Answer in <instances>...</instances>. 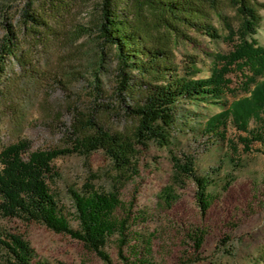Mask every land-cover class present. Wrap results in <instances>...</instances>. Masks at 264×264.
Instances as JSON below:
<instances>
[{"label": "rangeland", "instance_id": "obj_1", "mask_svg": "<svg viewBox=\"0 0 264 264\" xmlns=\"http://www.w3.org/2000/svg\"><path fill=\"white\" fill-rule=\"evenodd\" d=\"M249 2L260 14L256 39L264 47V0ZM99 4L100 0H0V49L7 25L17 47L14 56L0 55L5 57L0 74V152L21 141L29 143V153L72 150L75 130L90 119L107 131L132 137L138 121L128 108L141 105L150 87L135 71L132 90L118 95L115 50L102 44L94 27ZM123 7L121 3L120 10ZM29 9L38 23H23L22 13ZM206 16L218 39L182 24L166 29L157 16L146 15L152 42L170 46L180 71L194 58L198 79L210 76L216 54L233 50L224 38L242 21L230 0H219L218 9L207 10ZM230 78L235 95L226 93L219 101L199 105L179 101L168 146L151 142L140 150L135 159L138 174L119 185L123 208L118 215L127 218L128 225L124 245L116 235L105 248L111 264H264V142L252 143L245 152L239 137L248 134L231 121L219 132H205L211 117L249 96L240 87L239 73ZM257 128L252 121L249 130ZM262 131L264 136V121ZM184 155L194 158L199 176L211 178L210 207L204 213L191 183L174 188L178 200L172 206L161 201L172 184L171 158ZM52 165L60 177L51 188L76 230L71 192H81L90 175L96 176L93 184L99 191H112L117 173L102 150L88 156L69 153ZM229 178L232 183L226 188ZM0 229L29 243L32 264H106L82 242L38 223L0 217ZM200 231L204 241L198 250L195 235ZM148 239L150 255L144 247ZM0 264H10L1 245Z\"/></svg>", "mask_w": 264, "mask_h": 264}, {"label": "trees", "instance_id": "obj_2", "mask_svg": "<svg viewBox=\"0 0 264 264\" xmlns=\"http://www.w3.org/2000/svg\"><path fill=\"white\" fill-rule=\"evenodd\" d=\"M121 3L125 6L122 10ZM230 3L242 19L240 27L224 38L233 44V50L227 54H216L210 76L198 79L199 70L194 58H190L180 71L179 66L174 64L170 46L152 42L146 15L152 13L157 16L166 29L182 24L204 31L211 39H218V33L205 22L204 17L206 19L207 10L218 9L219 0H100L94 27L102 44L115 50L118 95L122 97L132 90L131 74L135 71L150 87V94L141 105L128 108L138 121L135 132L127 138L105 130L90 119L83 125L78 123L81 129L77 128L74 132L72 150L29 153L27 141L5 147L0 152V217L38 223L58 234L69 235L82 242L106 264H111L105 248L109 239L116 235L120 245H124L128 225L127 218L122 219L118 215L123 208L119 185L138 174L135 159L141 149H146L151 142L162 148L168 146L170 130L177 120L176 105L179 101L199 105L202 101H219L226 93L235 95L237 91L232 87L230 75L239 73L242 78L240 87L249 96L234 101L227 109L211 117L205 125V132H219L221 127L225 129L227 121H231L239 132L248 134L239 137L245 152L250 150L252 143H263L264 47L256 39L261 17L249 0H230ZM22 15L23 23H38L30 9L24 10ZM15 39L12 27L7 25L0 55L14 56L17 48ZM4 60L2 56L0 74L4 72ZM253 85L255 87L251 89ZM252 121L258 124L257 130H249ZM230 144L234 152V143ZM99 150L111 161L117 178L112 191H99L93 184L96 176L90 175L81 192H71L74 200L71 217L78 223V228L74 230L51 188L60 177L52 163L69 153L88 156ZM171 161L172 184L162 192L161 201L166 206H172L178 200L174 188L183 189L191 183L195 186L198 207L206 212L210 207L208 189L211 178L197 174L192 156H172ZM231 183L232 178H229L226 188ZM197 233L195 243L199 250L204 237L201 231ZM0 245L5 249L10 264H32L34 251L22 237L8 235L0 229ZM144 245L146 254L150 255V240ZM121 257L124 259L123 255Z\"/></svg>", "mask_w": 264, "mask_h": 264}]
</instances>
